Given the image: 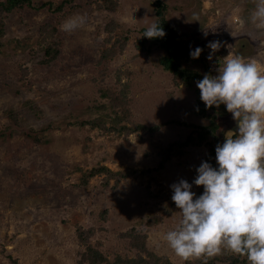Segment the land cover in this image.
<instances>
[{"label": "rangeland", "instance_id": "1", "mask_svg": "<svg viewBox=\"0 0 264 264\" xmlns=\"http://www.w3.org/2000/svg\"><path fill=\"white\" fill-rule=\"evenodd\" d=\"M154 1L110 0L109 11L98 7L103 0H30L1 14L0 264H90L89 250L114 262L134 257L136 242L163 262L185 263L164 240L180 219L170 186L191 183L201 161L216 166L206 142L198 145L211 116L221 130L235 127L223 104L198 113L196 81L216 75L229 53L264 65V29L250 18L256 0H160L181 36L185 81L143 37L157 22ZM76 14L86 22L62 31ZM209 41L222 42L211 61ZM99 168L108 172L88 177ZM191 190L199 196L203 187ZM225 254L234 255L187 260Z\"/></svg>", "mask_w": 264, "mask_h": 264}, {"label": "clouds", "instance_id": "2", "mask_svg": "<svg viewBox=\"0 0 264 264\" xmlns=\"http://www.w3.org/2000/svg\"><path fill=\"white\" fill-rule=\"evenodd\" d=\"M250 18L264 29V0H256ZM85 22L76 14L60 28L71 32ZM164 35L156 21L143 32L149 39ZM221 43L208 42L209 61ZM201 52L196 47L189 55L197 59ZM221 60L216 75L205 73L196 87L205 107L223 104L235 127L221 130L223 143L215 146V167L201 161L191 183L180 179L170 186L180 219L164 240L185 260L227 250L245 257L248 264H264V65L230 53ZM193 185L203 187L199 196L191 190Z\"/></svg>", "mask_w": 264, "mask_h": 264}, {"label": "trees", "instance_id": "3", "mask_svg": "<svg viewBox=\"0 0 264 264\" xmlns=\"http://www.w3.org/2000/svg\"><path fill=\"white\" fill-rule=\"evenodd\" d=\"M98 1V0H96ZM110 0H103V4L99 5L98 7L101 9L109 10L113 9V7L116 6V4H110ZM70 2V1H68ZM30 0H5L3 3L0 4V16L4 12L11 11L15 8H21L22 6L30 5ZM109 3V4H108ZM63 3H61L58 7L57 10L61 9V6ZM163 4L161 3L160 0H155L154 1V12L155 16L157 17V22L159 23L160 26H162L163 31L165 32V35L162 38H153L149 39L150 41H154L156 43H159L160 46L163 48L165 53L167 54L166 57H163L160 59L161 65L164 68V70L170 72L174 76H178L182 78L184 76V80H187V76L185 75L186 72L185 70L180 68L179 61L182 59V57L185 55L184 51H182L179 47L181 46V43L179 42L180 35H177L175 31L168 26V24L165 22L164 17H163ZM2 21L0 20V26L2 25ZM47 31V30H46ZM52 35H47L46 33L43 35V39L41 40V44L44 43V40L46 38H51ZM145 40L147 38H144ZM55 45L53 43H49V45L46 47V54L47 55H54L56 51ZM193 76L194 75H190ZM196 92V91H195ZM196 95H198V100H197V108H198V113L203 116L207 114L205 113L206 107L204 103L200 99V92L197 90ZM207 111V110H206ZM215 116H218V114H214L211 116V123L210 127L208 128H201L200 132H198V138L199 142L198 145H200L202 142H206V145L209 146V149L211 151V155L214 158L215 157V146L218 143H223V138L221 134V129L220 127L216 124V119ZM93 126V122L91 123ZM181 126V124H178ZM123 129H119L117 132H121ZM211 136V141H207L208 137ZM190 141V136L187 137V139L183 143H174L170 145V147L167 149L168 154L174 150V148H179V147H184L186 146ZM210 164H212L213 167H215V164L212 161H209ZM102 171H106L104 168H99V169H93L89 171L88 177H91L95 174L101 173ZM113 175L112 173H110ZM135 250H138V253L134 257H126L124 259L116 258L114 262L108 261V259L102 255L101 253L97 251H91L89 250L88 253V260L90 264H169L167 261L163 262L162 258L157 257L156 255L152 254L151 252L145 248V245L143 243H135V245L132 246ZM146 253L147 257L144 260V257H142V254ZM87 256V254H86ZM87 258V257H86ZM215 263H220V264H247V260L243 256L239 255H226L223 257H220L218 260H209L208 262L200 263V262H193L190 260H185L184 264H215Z\"/></svg>", "mask_w": 264, "mask_h": 264}]
</instances>
